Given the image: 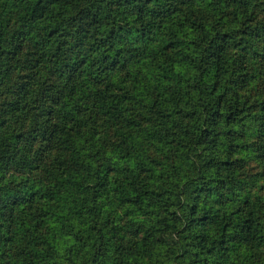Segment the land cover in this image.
I'll use <instances>...</instances> for the list:
<instances>
[{"label":"trees","instance_id":"1","mask_svg":"<svg viewBox=\"0 0 264 264\" xmlns=\"http://www.w3.org/2000/svg\"><path fill=\"white\" fill-rule=\"evenodd\" d=\"M0 264H264V0H0Z\"/></svg>","mask_w":264,"mask_h":264}]
</instances>
